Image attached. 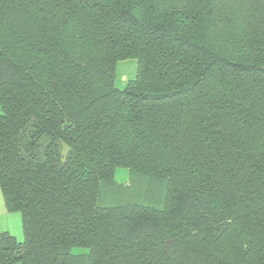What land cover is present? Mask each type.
Listing matches in <instances>:
<instances>
[{"label": "trees", "instance_id": "trees-1", "mask_svg": "<svg viewBox=\"0 0 264 264\" xmlns=\"http://www.w3.org/2000/svg\"><path fill=\"white\" fill-rule=\"evenodd\" d=\"M0 189V264H264V0H0Z\"/></svg>", "mask_w": 264, "mask_h": 264}, {"label": "rangeland", "instance_id": "rangeland-1", "mask_svg": "<svg viewBox=\"0 0 264 264\" xmlns=\"http://www.w3.org/2000/svg\"><path fill=\"white\" fill-rule=\"evenodd\" d=\"M137 76V61L133 58L119 60L115 67L114 85L118 90H124L130 81L135 80ZM43 143V147H44ZM114 181L120 185L127 184L129 182V171L125 167H117L114 170ZM0 206L4 208V216L0 213V233L8 232L17 241L24 240V230L19 212L7 211L1 189H0ZM6 218V219H5Z\"/></svg>", "mask_w": 264, "mask_h": 264}, {"label": "water", "instance_id": "water-1", "mask_svg": "<svg viewBox=\"0 0 264 264\" xmlns=\"http://www.w3.org/2000/svg\"><path fill=\"white\" fill-rule=\"evenodd\" d=\"M68 151H69V148L67 147V145L64 144L63 142H61V158H62V161L65 160Z\"/></svg>", "mask_w": 264, "mask_h": 264}, {"label": "crops", "instance_id": "crops-1", "mask_svg": "<svg viewBox=\"0 0 264 264\" xmlns=\"http://www.w3.org/2000/svg\"><path fill=\"white\" fill-rule=\"evenodd\" d=\"M4 208H2L1 206H0V213H1V215H3L4 216ZM0 219H4V218H0ZM6 219V218H5ZM0 222H1V220H0Z\"/></svg>", "mask_w": 264, "mask_h": 264}]
</instances>
